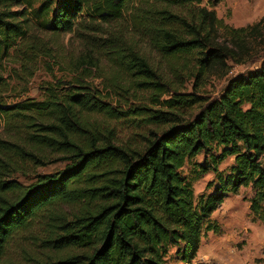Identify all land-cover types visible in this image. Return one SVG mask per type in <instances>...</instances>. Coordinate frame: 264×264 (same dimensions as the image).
<instances>
[{
    "label": "trees",
    "instance_id": "1",
    "mask_svg": "<svg viewBox=\"0 0 264 264\" xmlns=\"http://www.w3.org/2000/svg\"><path fill=\"white\" fill-rule=\"evenodd\" d=\"M10 2L26 10L2 8ZM200 2L0 0V68L13 51L27 63L52 55L43 32L93 41L111 69L103 93L91 82L97 57L81 55L69 62L70 78L47 83L40 100L7 99L0 75V123L18 137L0 139V264H8L7 245L35 225L47 253L33 264H166L171 248L183 264H194L204 233L217 230L212 212L242 186L251 188L250 211L264 221V59L229 79L218 96L200 91L206 76L227 74V60L253 56L249 40L264 36V16L233 28ZM104 25L109 31L99 43ZM219 28L224 42L213 36ZM140 41L174 60L172 80L138 52ZM181 71L193 79L189 92L173 86ZM119 120L134 129L135 141L118 140L110 122ZM42 152L67 163L27 185L4 178L20 163H47ZM199 154L198 172L210 170L216 181L195 198L180 169ZM230 156L229 170H219Z\"/></svg>",
    "mask_w": 264,
    "mask_h": 264
},
{
    "label": "rangeland",
    "instance_id": "2",
    "mask_svg": "<svg viewBox=\"0 0 264 264\" xmlns=\"http://www.w3.org/2000/svg\"><path fill=\"white\" fill-rule=\"evenodd\" d=\"M198 5L206 9H213L217 19L221 20L223 25L233 28L253 24L264 16V0H220L216 5H213V0H201ZM2 8L18 11L26 10L25 5L11 2L10 5L4 4ZM187 8L170 6L168 9L178 14L187 15L189 14ZM103 31V34L96 35L99 38V43L102 42L101 38L106 36L105 34L109 31V28L104 25ZM127 33L125 31L124 37L128 36ZM40 34L50 42L48 45L51 46L52 55L41 57L36 63L25 62L23 55L16 54V51H13L11 56L4 58L0 75L7 84L3 93L8 96L7 99L26 97L36 100L42 99L44 95L42 87L55 78L69 79V62L86 53H91V55L97 57L99 67L91 82L103 93L107 92L105 78L111 72L110 62L107 60V54L98 52L93 41L88 40L86 42L84 39L78 38L75 33L51 34L40 32ZM114 34H116V31H114ZM213 36L220 42L226 41L224 38L227 37L222 28H219ZM249 41L254 46L253 56L242 63L227 60V74L222 76L213 73L206 76L204 84L200 88L202 94L210 97L218 96L229 79L259 67L264 59V36L261 39ZM100 49H103V47H100ZM137 50L161 76L172 80L170 65L174 60L169 61L163 57L147 41H140ZM182 62L183 58H180L176 61V64L179 66ZM181 72L182 78L180 81H175L173 86L180 91L189 92L192 90L193 79L187 77L186 71ZM110 123L116 125L120 142L130 144L131 140L135 141L133 138L136 137L134 134L132 135L134 129L129 128L125 121L119 120ZM0 139L14 142L18 140V137L11 134L0 123ZM42 154L47 156V163L42 165L20 163L17 165V170L10 167L11 171H8V175L4 178L27 185L36 180V174L56 172L61 170L67 163V160H64L61 154L49 152H42ZM202 161L203 156L199 154L186 161L180 169L182 175L192 181L195 198L202 193L211 191L213 186L208 188V184L216 181L214 172L210 170L205 173L198 172V164ZM232 164L233 157L230 156L224 159L218 168L226 173ZM198 173L199 175H197ZM251 194L250 187L242 186L237 193H229L221 205L212 212L210 218L217 225V230L204 233L200 240L197 255L192 261L194 264H264V221L255 218L250 211L248 199ZM41 237H43V230L39 225L18 234L7 245L3 262L8 264H33L35 259L43 258L47 250L40 245ZM174 250L175 248L170 249L166 264H183L175 255Z\"/></svg>",
    "mask_w": 264,
    "mask_h": 264
}]
</instances>
